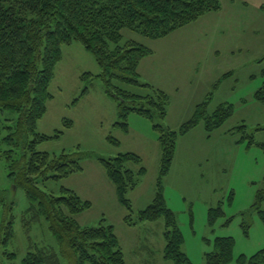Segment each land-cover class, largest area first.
I'll return each mask as SVG.
<instances>
[{"label":"rangeland","instance_id":"obj_1","mask_svg":"<svg viewBox=\"0 0 264 264\" xmlns=\"http://www.w3.org/2000/svg\"><path fill=\"white\" fill-rule=\"evenodd\" d=\"M221 5V10L207 13L164 39L123 30L124 41L136 40L154 51L142 70L146 68L143 75L150 83L169 94L165 127L178 131L209 96V114L223 103L233 105L223 125L209 130L201 121L178 136L170 172L163 179L167 205L183 233L182 251L193 264L206 261L217 237L235 240L230 264H239L242 255L250 260L264 248V220L253 208L257 191L264 187V103L255 98L264 82V0H221ZM62 52L49 87L52 97L37 131L50 136L59 130L63 133L39 143L37 149L51 155L64 150L84 153L83 170L39 186L57 195L64 186L91 201L92 207L76 220L81 226H98L106 218L114 226L126 264H174L164 257V218L128 225L124 221L128 211L98 160L126 152L141 156L146 172L127 195L135 217L155 197L161 162L159 131L153 120L137 113L130 114L128 131L116 126L118 101L106 93L102 79L86 83L81 78L86 72L100 73L94 55L79 42L63 45ZM86 86L88 91L82 95ZM133 90L148 93L143 88ZM18 117L17 112L0 110V193L5 192V204L13 203L7 211L0 202V227L13 217L15 229L13 241L0 244V264H22L29 245L23 219L30 202L25 190L15 187L9 177L7 153L16 150L13 156L19 159L23 151L5 140ZM65 119L73 122L70 127L65 126ZM218 207L222 214L211 222L210 209ZM30 236L38 246L59 248L45 219L32 226ZM8 252L17 257H8ZM63 264L68 263L63 260Z\"/></svg>","mask_w":264,"mask_h":264},{"label":"trees","instance_id":"obj_2","mask_svg":"<svg viewBox=\"0 0 264 264\" xmlns=\"http://www.w3.org/2000/svg\"><path fill=\"white\" fill-rule=\"evenodd\" d=\"M221 7V0H0V110L18 113L15 127L5 140L23 151L19 159L13 156L16 150L7 151L9 177L15 187L25 190L30 202L23 219L29 245L22 264H63V260L68 264H126L114 226L107 224L106 218L103 217L98 226H81L76 220L77 215L92 207L91 201L83 200L74 190L64 186L58 195L39 186L41 182L60 181L83 170L84 153L64 150L59 155H51L37 149L39 143L63 133L59 130L50 136L37 129L47 111V101L52 97L49 87L56 65L63 58L62 46L73 42L81 43L91 52L101 69L96 75L84 73L82 80L90 83L100 77L106 93L118 101L116 126L128 131V118L131 113H137L153 120L154 128L159 131L161 162L155 197L135 217L127 195L139 185L146 172L141 156L126 152L111 158H98L116 188L119 202L128 211L124 221L137 225L164 218L165 259L174 264H193L182 251L183 233L175 212L167 205L163 179L170 172L178 136L201 121H205L209 130L223 125L232 115L233 105L223 103L209 114V96L178 131L165 127L162 122L167 117L169 94L142 80L139 74L141 62L154 51L136 40L124 41L123 30L150 39H164ZM88 88L85 87L82 95ZM132 88L147 89L148 93L140 94ZM255 98L264 103V82ZM64 123L70 127L73 122L65 119ZM110 141L119 144L113 137ZM0 196V202L4 203L5 192ZM12 204H5L7 211L12 210ZM263 205L264 187L257 191L253 205L264 220ZM209 213L213 222L222 214V209H210ZM43 219L49 223L58 249L33 243L32 226ZM244 226L247 231L248 225ZM14 238L12 217L0 227V244L8 245ZM234 246L232 237H217L214 249L206 253V261L201 264H230ZM7 256L15 258L17 254L8 252ZM238 263L264 264V248L250 260L245 255L240 256Z\"/></svg>","mask_w":264,"mask_h":264},{"label":"crops","instance_id":"obj_3","mask_svg":"<svg viewBox=\"0 0 264 264\" xmlns=\"http://www.w3.org/2000/svg\"><path fill=\"white\" fill-rule=\"evenodd\" d=\"M145 59H147V58H145ZM145 59L141 62L140 66H139V74H140L141 79H145L144 81L149 82V79L144 77V75H143V72L145 73L146 68L144 70H142L143 63H144Z\"/></svg>","mask_w":264,"mask_h":264}]
</instances>
